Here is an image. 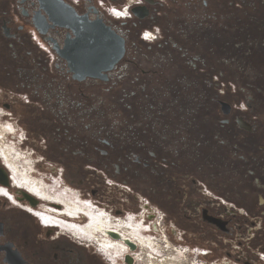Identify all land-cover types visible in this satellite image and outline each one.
<instances>
[{
    "label": "flooded vegetation",
    "instance_id": "obj_1",
    "mask_svg": "<svg viewBox=\"0 0 264 264\" xmlns=\"http://www.w3.org/2000/svg\"><path fill=\"white\" fill-rule=\"evenodd\" d=\"M97 1L0 0V264H138L155 216L264 264V0ZM71 10L123 41L112 68Z\"/></svg>",
    "mask_w": 264,
    "mask_h": 264
},
{
    "label": "rangeland",
    "instance_id": "obj_2",
    "mask_svg": "<svg viewBox=\"0 0 264 264\" xmlns=\"http://www.w3.org/2000/svg\"><path fill=\"white\" fill-rule=\"evenodd\" d=\"M112 197L116 196L113 194ZM156 224H158L157 216L154 217L153 230V241L156 244V247H150L148 250L143 251L140 256H144V259L150 257L149 261L152 260V264H201V262L209 264L211 261L210 258H207L206 260L201 258L207 253L206 250L203 252L204 250L199 248H190L189 246L182 247V228H180L178 223L172 220L171 225L165 224L160 227L155 226ZM155 228H157V231H155ZM163 230L165 232H163ZM163 233H165L164 235L168 238V242H165ZM151 257L153 259H151ZM197 257L198 261L196 259ZM214 263L237 264L221 258ZM138 264H148V262L138 261Z\"/></svg>",
    "mask_w": 264,
    "mask_h": 264
},
{
    "label": "water",
    "instance_id": "obj_3",
    "mask_svg": "<svg viewBox=\"0 0 264 264\" xmlns=\"http://www.w3.org/2000/svg\"><path fill=\"white\" fill-rule=\"evenodd\" d=\"M68 17L73 20L70 27L74 30L76 35L74 47L72 48L91 52L97 50H106L108 53L112 52V54H107L106 56L107 67L105 70L112 68L113 64L119 60L123 54V41H120L111 28L107 27L101 21L95 25H91L83 20L84 17L76 15L73 10L68 12ZM118 49L121 50V52L118 53V55L114 54ZM90 57L92 59L96 58L94 55ZM111 60H113L112 63ZM91 74L93 75L94 73Z\"/></svg>",
    "mask_w": 264,
    "mask_h": 264
},
{
    "label": "built area",
    "instance_id": "obj_4",
    "mask_svg": "<svg viewBox=\"0 0 264 264\" xmlns=\"http://www.w3.org/2000/svg\"><path fill=\"white\" fill-rule=\"evenodd\" d=\"M97 2H98L99 7L105 13V15L114 21H125L131 16V13H130L131 4L130 3H126L124 6L119 8L113 5H107L103 1H100V0H98ZM143 38L147 42H152L155 37L153 34L149 32H145L143 35ZM201 264H206V263H201Z\"/></svg>",
    "mask_w": 264,
    "mask_h": 264
},
{
    "label": "bare ground",
    "instance_id": "obj_5",
    "mask_svg": "<svg viewBox=\"0 0 264 264\" xmlns=\"http://www.w3.org/2000/svg\"><path fill=\"white\" fill-rule=\"evenodd\" d=\"M157 231V230H156ZM163 238L165 239V242H168V239H166L165 238V235H163ZM170 240V239H169ZM156 242V241H155ZM148 246H151V247H153V248H155L156 247V244L154 243V241H153V239L150 241V244H148ZM140 247H142V246H140ZM160 249V248H159ZM156 250V249H155ZM150 258V257H149ZM149 258H146V259H144V256H141L140 257V259H139V261H142V262H148V264H152V260H150L149 261ZM151 259H153L152 257H151Z\"/></svg>",
    "mask_w": 264,
    "mask_h": 264
}]
</instances>
